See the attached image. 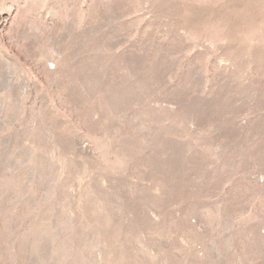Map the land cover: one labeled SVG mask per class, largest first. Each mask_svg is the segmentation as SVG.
<instances>
[{
	"label": "rangeland",
	"instance_id": "obj_1",
	"mask_svg": "<svg viewBox=\"0 0 264 264\" xmlns=\"http://www.w3.org/2000/svg\"><path fill=\"white\" fill-rule=\"evenodd\" d=\"M0 264H264V0H0Z\"/></svg>",
	"mask_w": 264,
	"mask_h": 264
}]
</instances>
